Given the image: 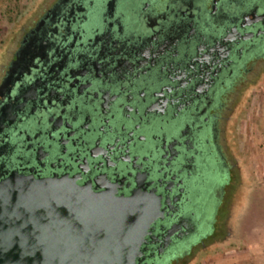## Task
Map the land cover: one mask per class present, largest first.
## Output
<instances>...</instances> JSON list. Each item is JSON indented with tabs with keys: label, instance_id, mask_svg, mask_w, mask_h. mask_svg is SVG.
Segmentation results:
<instances>
[{
	"label": "flooded vegetation",
	"instance_id": "flooded-vegetation-1",
	"mask_svg": "<svg viewBox=\"0 0 264 264\" xmlns=\"http://www.w3.org/2000/svg\"><path fill=\"white\" fill-rule=\"evenodd\" d=\"M7 32L0 178L137 190L160 213L135 264H188L228 236L264 0H40Z\"/></svg>",
	"mask_w": 264,
	"mask_h": 264
},
{
	"label": "water",
	"instance_id": "water-1",
	"mask_svg": "<svg viewBox=\"0 0 264 264\" xmlns=\"http://www.w3.org/2000/svg\"><path fill=\"white\" fill-rule=\"evenodd\" d=\"M158 213L137 190L11 171L0 178V264H135Z\"/></svg>",
	"mask_w": 264,
	"mask_h": 264
},
{
	"label": "rangeland",
	"instance_id": "rangeland-1",
	"mask_svg": "<svg viewBox=\"0 0 264 264\" xmlns=\"http://www.w3.org/2000/svg\"><path fill=\"white\" fill-rule=\"evenodd\" d=\"M39 2L0 0V58L9 26L24 19ZM246 96L245 115L239 121L240 138L233 142L241 184L232 201L229 234L202 248L188 264H264V71L249 86Z\"/></svg>",
	"mask_w": 264,
	"mask_h": 264
}]
</instances>
